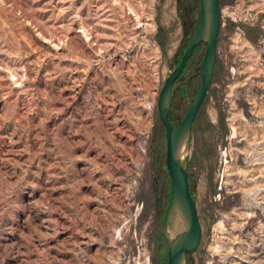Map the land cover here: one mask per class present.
I'll return each instance as SVG.
<instances>
[{"label":"rangeland","instance_id":"374dc122","mask_svg":"<svg viewBox=\"0 0 264 264\" xmlns=\"http://www.w3.org/2000/svg\"><path fill=\"white\" fill-rule=\"evenodd\" d=\"M237 4L253 18L249 47L225 15ZM220 9L187 160L202 230L187 264H264V0ZM198 11L199 0H0V264H166L157 99ZM199 84L174 94V119Z\"/></svg>","mask_w":264,"mask_h":264},{"label":"water","instance_id":"95a60500","mask_svg":"<svg viewBox=\"0 0 264 264\" xmlns=\"http://www.w3.org/2000/svg\"><path fill=\"white\" fill-rule=\"evenodd\" d=\"M219 30L220 0H199L194 29L189 35L180 64L174 65L169 72L157 99V114L165 132V164L170 178L169 205L161 228L167 245L166 264H187V256L194 254L201 242L202 230L189 189L187 160L192 124L208 93L214 72ZM200 45L205 46L197 72L200 87L183 118L172 125L169 118L172 97L178 86L186 83V80L181 84L175 81L180 77L194 49Z\"/></svg>","mask_w":264,"mask_h":264},{"label":"built area","instance_id":"2783aa9c","mask_svg":"<svg viewBox=\"0 0 264 264\" xmlns=\"http://www.w3.org/2000/svg\"><path fill=\"white\" fill-rule=\"evenodd\" d=\"M241 13H243L242 17H240ZM225 15L235 26V35L233 39L242 47H249V42L245 35L244 25H252L253 18L248 13V8H246L244 5L237 4L231 10L228 9L225 11ZM223 17L224 11L220 9V21Z\"/></svg>","mask_w":264,"mask_h":264},{"label":"flooded vegetation","instance_id":"af4514ba","mask_svg":"<svg viewBox=\"0 0 264 264\" xmlns=\"http://www.w3.org/2000/svg\"><path fill=\"white\" fill-rule=\"evenodd\" d=\"M178 1H179V0H178ZM186 28H187L186 23H183V29H186ZM185 33H186V31H185ZM187 37H189V35H188ZM187 42H188V40H187ZM182 46H183V47H181V51H182V55H183V53H184V51H185V49H186V45L183 44ZM198 48H199V46L196 47V48L194 49L192 56H193L194 53L198 50ZM182 55H181L180 58L178 59V62L175 64L176 66H178V65L180 64V61H181ZM192 56H191V57H192ZM191 57L188 59L186 65H185V67H184V69L182 70V73H181L180 77L175 81L176 84H181L183 81L186 80V83H185V84H182V85H180V86H178V88L175 90L174 94L177 93V91L180 90L181 88H185V87H187L188 83H189L193 78L198 77V78L200 79V76L197 74L198 71H197V72H192L191 74H187V73H186V70H187V67H188V63H189V60L191 59ZM172 70H173V69H172ZM172 70H171V71H172ZM187 77H189V78H187ZM186 78H187V79H186ZM199 87H200V84H199ZM198 89H199V88H198ZM174 94H173V96H174ZM195 94H196V93H195ZM172 98H173V97H172ZM171 109H173V107H171ZM173 112H175V111H171V110H170L169 118H170L171 124H172V125H176L177 121H180L183 117H179V118L174 119L175 114H174ZM192 125H193V124H192ZM187 258H188V256H187Z\"/></svg>","mask_w":264,"mask_h":264},{"label":"bare ground","instance_id":"6f19581e","mask_svg":"<svg viewBox=\"0 0 264 264\" xmlns=\"http://www.w3.org/2000/svg\"><path fill=\"white\" fill-rule=\"evenodd\" d=\"M80 32V31H79ZM84 32V31H83ZM85 33V32H84ZM85 36H87L86 34H85ZM219 253V252H218Z\"/></svg>","mask_w":264,"mask_h":264}]
</instances>
